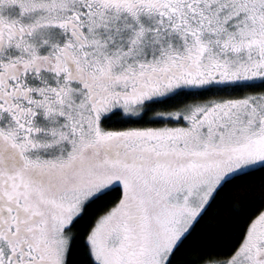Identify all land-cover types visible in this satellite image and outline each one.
I'll return each instance as SVG.
<instances>
[{"label": "snow or ice", "instance_id": "1", "mask_svg": "<svg viewBox=\"0 0 264 264\" xmlns=\"http://www.w3.org/2000/svg\"><path fill=\"white\" fill-rule=\"evenodd\" d=\"M0 264H264V0H0Z\"/></svg>", "mask_w": 264, "mask_h": 264}]
</instances>
